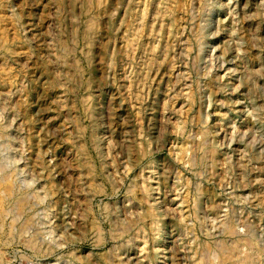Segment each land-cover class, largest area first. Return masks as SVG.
I'll return each instance as SVG.
<instances>
[{"label":"rangeland","instance_id":"rangeland-1","mask_svg":"<svg viewBox=\"0 0 264 264\" xmlns=\"http://www.w3.org/2000/svg\"><path fill=\"white\" fill-rule=\"evenodd\" d=\"M82 1L0 0V264L264 249V0Z\"/></svg>","mask_w":264,"mask_h":264},{"label":"bare ground","instance_id":"bare-ground-1","mask_svg":"<svg viewBox=\"0 0 264 264\" xmlns=\"http://www.w3.org/2000/svg\"><path fill=\"white\" fill-rule=\"evenodd\" d=\"M84 1V5L85 7L86 6H89L90 3H92L90 0H83ZM82 1V2H83ZM172 2L173 0H158L157 1V5L155 7V14H156V17L159 18L161 21H166L167 23L166 24H169L170 26L171 25H174V22H173V19L171 17V6H172ZM87 25L85 26L87 30H91L92 27H93V22L90 21L89 23H86ZM169 27V26H168ZM88 32V31H87ZM175 34V31H172V35ZM83 38V37H82ZM152 45V44H151ZM151 51V50H150ZM155 52V51H154ZM152 57H154V55L152 54ZM153 58H149V62L153 60H151ZM146 67V65H145ZM139 81V80H138ZM212 84V83H211ZM88 108V107H87ZM186 144V143H185ZM188 145V144H187ZM182 149V148H181ZM194 164V163H193ZM1 168V166H0ZM1 172V171H0ZM2 198H0V205L2 204ZM260 203L261 205L264 204V195L261 196L260 198ZM260 205V204H259ZM7 209V208H6ZM4 214V213H3ZM14 215V214H13ZM232 222V221H231ZM14 223V222H12ZM247 232V231H246ZM20 233V232H19ZM226 233L227 235L229 236H235V235H238L237 232L234 230V227H232V223L230 226H228V228L226 229ZM242 236H240L241 238ZM240 238L236 237V240H231L232 242L229 243V244H224L222 245L223 243L220 244L219 247H216L215 246V243L214 245L211 244V243H208L205 245V251L207 252L206 255H207V258L206 260L204 261L203 260H200V261H195L196 264H259L262 256H263V251L261 249H258L256 247H258V245L256 247H254L251 243H249V248L247 249H242L241 248V245H240ZM251 238V237H250ZM32 239V238H31ZM30 239V240H31ZM221 239V238H220ZM223 239V238H222ZM221 239V240H222ZM226 239H229V238H226ZM29 240V241H30ZM218 241V239H217ZM223 241V240H222ZM251 241V239H250ZM248 241V242H250ZM256 241V240H255ZM228 242V241H227ZM247 242V243H248ZM254 242V241H253ZM31 243L36 244V241H34V239L31 240ZM220 243V242H219ZM243 243H245L246 245V242L244 241ZM255 243V242H254ZM40 244V243H39ZM255 245V244H254ZM34 246V245H33ZM247 246V245H246ZM35 247V246H34ZM248 247V246H247ZM37 250V249H36ZM264 250V249H263ZM203 252V251H202ZM205 254V253H204ZM203 254V255H204ZM2 256V255H1ZM204 258V257H203ZM123 263V262H122Z\"/></svg>","mask_w":264,"mask_h":264}]
</instances>
